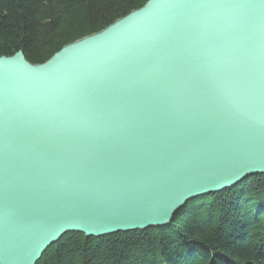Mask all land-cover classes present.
Wrapping results in <instances>:
<instances>
[{
  "label": "water",
  "instance_id": "obj_1",
  "mask_svg": "<svg viewBox=\"0 0 264 264\" xmlns=\"http://www.w3.org/2000/svg\"><path fill=\"white\" fill-rule=\"evenodd\" d=\"M264 174V0H147L42 64L0 56V264L167 225Z\"/></svg>",
  "mask_w": 264,
  "mask_h": 264
},
{
  "label": "trees",
  "instance_id": "obj_2",
  "mask_svg": "<svg viewBox=\"0 0 264 264\" xmlns=\"http://www.w3.org/2000/svg\"><path fill=\"white\" fill-rule=\"evenodd\" d=\"M147 0H0V56L42 64ZM35 264H264V174L195 197L167 225L87 237L68 232Z\"/></svg>",
  "mask_w": 264,
  "mask_h": 264
}]
</instances>
